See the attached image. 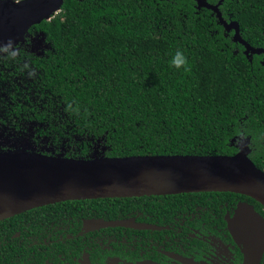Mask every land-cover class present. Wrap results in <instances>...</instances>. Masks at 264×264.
I'll use <instances>...</instances> for the list:
<instances>
[{
    "label": "trees",
    "instance_id": "trees-1",
    "mask_svg": "<svg viewBox=\"0 0 264 264\" xmlns=\"http://www.w3.org/2000/svg\"><path fill=\"white\" fill-rule=\"evenodd\" d=\"M219 9L264 48V0H222ZM29 34L43 35L46 49L19 46L15 59L0 58V87L19 79L6 113L35 124L55 154L89 158L97 147L107 156L232 155L250 137V158L264 169V53L247 56L211 8L196 0H64ZM177 49L187 70L169 65ZM244 198L214 191L47 204L0 221V264H31L29 228L59 211L70 216L91 204L160 217L192 204L203 211L198 219L223 227ZM246 199L264 215L260 202Z\"/></svg>",
    "mask_w": 264,
    "mask_h": 264
},
{
    "label": "water",
    "instance_id": "water-1",
    "mask_svg": "<svg viewBox=\"0 0 264 264\" xmlns=\"http://www.w3.org/2000/svg\"><path fill=\"white\" fill-rule=\"evenodd\" d=\"M214 10L220 23L234 30V40L251 56L264 53L241 35L236 20L224 19L219 5L196 0ZM64 0H0V45L24 42L30 28L51 19ZM42 38L43 35H42ZM264 64V59H263ZM251 139L228 154H155L92 157L54 155L25 148L0 153V220L34 207L67 200L229 191L250 196L264 206V169L250 158ZM229 229L242 245L244 264H258L264 253V216L242 202ZM264 264V262H263Z\"/></svg>",
    "mask_w": 264,
    "mask_h": 264
},
{
    "label": "flooded vegetation",
    "instance_id": "flooded-vegetation-1",
    "mask_svg": "<svg viewBox=\"0 0 264 264\" xmlns=\"http://www.w3.org/2000/svg\"><path fill=\"white\" fill-rule=\"evenodd\" d=\"M27 37V40L14 47L16 52L19 51V46L35 51L32 41L37 34H28ZM45 45L47 46L46 43ZM15 82H19L17 77L13 82H4V86L0 87V138H9L27 127V124L20 122L17 114L12 119L6 113L7 107L14 104L12 94L18 92ZM3 89H7L6 92ZM37 129L35 128L34 133ZM34 138L38 142L34 141L37 146L33 148L34 151L55 155L53 143L48 137L41 138L36 133ZM43 141L44 146H41ZM17 149L21 147L0 139V153ZM95 150L99 151L97 147ZM61 153L66 155V149L58 154ZM240 195L247 198V195ZM200 197L201 195L199 199ZM246 198L239 200L234 209L227 210L224 215L226 224L223 227L212 221L206 223L204 219H198L201 215L197 214L203 211L192 204L183 209L175 208L171 212L161 211L160 217L159 212L156 217L151 214L143 216L139 214L141 211L136 210L115 213L110 209H103V212H99L94 208L88 209L91 204H85V210L78 207L71 217L66 211H59L53 219L40 220L37 225L29 228V237L33 239L32 244H35L31 264H244L242 245L232 235L228 218L235 216L240 203L254 205ZM191 201L196 203L192 197ZM38 207L16 215L32 210L34 214ZM204 211H207L206 207ZM15 235L18 236L19 233ZM263 262L264 253L258 264Z\"/></svg>",
    "mask_w": 264,
    "mask_h": 264
},
{
    "label": "rangeland",
    "instance_id": "rangeland-1",
    "mask_svg": "<svg viewBox=\"0 0 264 264\" xmlns=\"http://www.w3.org/2000/svg\"><path fill=\"white\" fill-rule=\"evenodd\" d=\"M32 44H33V49L37 52L42 51L47 47L43 42L42 35H37V37L33 39ZM35 128H36L35 124H27V127L21 129L18 133L13 134V136L9 138L6 137L0 139H6L7 141L14 143L15 146H19L21 148L33 149L34 147H37L36 143H38L37 141L34 140L35 139L34 135H36V133H34ZM41 146H44V141L42 142Z\"/></svg>",
    "mask_w": 264,
    "mask_h": 264
},
{
    "label": "clouds",
    "instance_id": "clouds-1",
    "mask_svg": "<svg viewBox=\"0 0 264 264\" xmlns=\"http://www.w3.org/2000/svg\"><path fill=\"white\" fill-rule=\"evenodd\" d=\"M0 53L3 54V56H0V58H6L8 60H13L16 58L17 52L11 39L0 45ZM169 65L176 69H181L183 67L185 70H187V58L181 50L177 49L172 55Z\"/></svg>",
    "mask_w": 264,
    "mask_h": 264
}]
</instances>
